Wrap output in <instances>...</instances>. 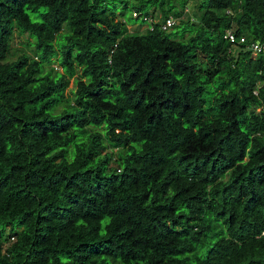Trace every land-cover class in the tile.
<instances>
[{"label":"trees","instance_id":"16d2710c","mask_svg":"<svg viewBox=\"0 0 264 264\" xmlns=\"http://www.w3.org/2000/svg\"><path fill=\"white\" fill-rule=\"evenodd\" d=\"M188 2L0 0V264H264V0Z\"/></svg>","mask_w":264,"mask_h":264},{"label":"rangeland","instance_id":"374dc122","mask_svg":"<svg viewBox=\"0 0 264 264\" xmlns=\"http://www.w3.org/2000/svg\"><path fill=\"white\" fill-rule=\"evenodd\" d=\"M136 3V0H129V6L126 9H123V7L121 6V4H118L117 8H116V17L120 20H123L126 25H127V29L129 32H138V33H144L147 31L146 29V24L143 23L140 19H135L133 17H131V13L133 11V5ZM177 4V3H176ZM197 0H189V2L186 4L185 8H184V13L181 16V19L185 20L187 18H193V21H196L195 17H194V13L197 12ZM176 9H179V5H176L175 7ZM154 17L155 18H160V12L158 10H156V12L154 13ZM174 18V17H173ZM175 19V24L173 26V28L169 29L171 32H176L177 35H173L175 36L177 39L181 40V41H186L187 38L189 36H191L193 34V31H185L183 33V35H181L182 31H181V27L180 26H175L178 23V19ZM33 42V39L26 33L23 34H19L17 31H15L11 37L10 40V48L11 51H17V50H24L27 53L31 54L32 53V48L33 46L31 45V43ZM54 69L57 71H61L59 65L57 63L53 64ZM73 89L74 85L72 83V80L70 82V85L68 87V91L67 94L69 93V89ZM107 151H111L112 152V160L109 164L110 167L115 168L117 167V162H116V158H117V153L118 151H120V149L118 150V148H108Z\"/></svg>","mask_w":264,"mask_h":264},{"label":"built area","instance_id":"2783aa9c","mask_svg":"<svg viewBox=\"0 0 264 264\" xmlns=\"http://www.w3.org/2000/svg\"><path fill=\"white\" fill-rule=\"evenodd\" d=\"M229 12L230 11L227 10V13ZM131 16L135 19H140L143 23H145L146 29L149 31H152L155 28V25H158L162 31H168L175 24V19L172 16L161 21L159 18L157 19L154 16L143 15L140 11L136 10L132 11ZM223 38L231 44L227 51L228 55H233L234 57L237 55V49L241 48L239 45L246 42V38L244 36L237 38L232 29H226ZM244 48L251 51L253 55L264 54V44L259 40L251 41L249 44H246ZM253 93L256 95L257 90H254ZM13 240V236L9 238L10 242ZM7 244L8 243H6V245Z\"/></svg>","mask_w":264,"mask_h":264}]
</instances>
